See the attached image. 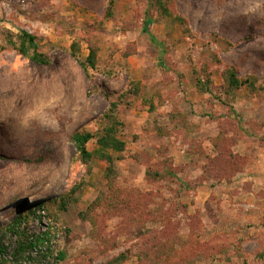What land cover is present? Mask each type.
Returning <instances> with one entry per match:
<instances>
[{
  "label": "rangeland",
  "instance_id": "rangeland-1",
  "mask_svg": "<svg viewBox=\"0 0 264 264\" xmlns=\"http://www.w3.org/2000/svg\"><path fill=\"white\" fill-rule=\"evenodd\" d=\"M111 1L0 0L9 264L20 242L12 225L39 204L46 218L26 214L20 231L45 240L20 264H110L122 253L125 264H264V0H165L168 17L150 0ZM22 31L49 65L20 55ZM230 69L241 84L233 98ZM135 82L140 92L125 94ZM113 102L126 148L110 187L107 164L82 162L72 138L102 135Z\"/></svg>",
  "mask_w": 264,
  "mask_h": 264
},
{
  "label": "trees",
  "instance_id": "trees-1",
  "mask_svg": "<svg viewBox=\"0 0 264 264\" xmlns=\"http://www.w3.org/2000/svg\"><path fill=\"white\" fill-rule=\"evenodd\" d=\"M151 6L153 8H157L159 12H161L164 16L168 17L171 16V11L169 9V4L165 0H150ZM111 7L114 6V0L111 1ZM177 21H181L180 19H176ZM152 24V20L148 19L146 22V27L148 28ZM18 39V51L20 55H22L24 58H27L31 60L32 62L39 64V65H49L50 59L47 55L42 54L39 52L40 39L36 37L35 35H32L26 31H22L17 36ZM11 44H14L10 40ZM96 52L93 51L91 55L88 57L87 62L88 64L94 68L96 65ZM81 66L87 73L89 79L92 81L94 80V77L89 75V67L86 63L81 62ZM224 79L226 82L227 90L226 94L233 98L236 95V92L240 89L241 84L238 80L237 74L234 70H228L227 73L224 75ZM198 87L204 91L208 92L209 83L204 82L202 80L198 81ZM141 85L139 82L133 83L131 88L126 91L125 94H135L137 95L140 92ZM99 92H101V89H99ZM123 95H120V98H122ZM119 104L117 102L111 103V109L109 113L106 115V118L109 120L110 124L105 127L103 130L102 135H100L98 138L96 135H94L91 132L88 131H82L78 134H76L72 140L74 142V146L77 150L78 158L84 162L85 164L93 161V160H99L102 162H105L107 164L106 169V180L109 186L111 187V184L115 182L117 178L116 174V164L117 162L122 160V155L125 151L126 144L124 141L120 140L119 138V124L116 121V109L118 108ZM97 140L98 149L94 151H89L88 144L92 142L93 140ZM147 175L152 176V173L149 171L147 172ZM156 176H158L156 174ZM78 189H74L73 192H77ZM69 203V201L67 202ZM100 200L97 199L92 205L88 208L87 212L80 214V217L83 221H88L92 219L90 218V214L96 209L99 205ZM63 208H65V201L62 203ZM47 206L45 204H39L38 206H33L30 209L22 211L20 213L18 219L13 223V233L16 235H20V242L18 243L17 248L15 249L13 253V258L11 261V264H20L24 260H32L30 258V252L33 251V249H37L41 244L44 243L45 236H37L33 235L32 237H29L25 231H20V226L25 222V219H27L26 214H32L35 216L36 212H38L41 209L46 208ZM93 226L96 225V223L92 222ZM28 236V237H27ZM8 249L5 248V246L0 243V264H9L8 259L6 258ZM45 258L46 256L43 255ZM65 259L64 254H59L57 260L61 261ZM128 260V255L125 253H122L117 258L112 260L110 264H125ZM161 264V261L159 262ZM157 263V264H158Z\"/></svg>",
  "mask_w": 264,
  "mask_h": 264
},
{
  "label": "built area",
  "instance_id": "built-area-1",
  "mask_svg": "<svg viewBox=\"0 0 264 264\" xmlns=\"http://www.w3.org/2000/svg\"><path fill=\"white\" fill-rule=\"evenodd\" d=\"M40 217L46 218L47 216V211L45 209H43L40 213H39ZM37 253V252H36Z\"/></svg>",
  "mask_w": 264,
  "mask_h": 264
},
{
  "label": "crops",
  "instance_id": "crops-1",
  "mask_svg": "<svg viewBox=\"0 0 264 264\" xmlns=\"http://www.w3.org/2000/svg\"><path fill=\"white\" fill-rule=\"evenodd\" d=\"M264 150V149H263ZM263 156H264V151H263ZM263 159H264V157H263Z\"/></svg>",
  "mask_w": 264,
  "mask_h": 264
},
{
  "label": "bare ground",
  "instance_id": "bare-ground-1",
  "mask_svg": "<svg viewBox=\"0 0 264 264\" xmlns=\"http://www.w3.org/2000/svg\"><path fill=\"white\" fill-rule=\"evenodd\" d=\"M50 174V173H49ZM55 179V177H53V180Z\"/></svg>",
  "mask_w": 264,
  "mask_h": 264
}]
</instances>
